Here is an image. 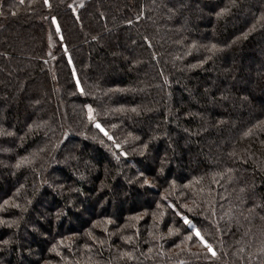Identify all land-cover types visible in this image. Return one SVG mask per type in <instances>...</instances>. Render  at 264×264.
Instances as JSON below:
<instances>
[{"label":"trees","instance_id":"1","mask_svg":"<svg viewBox=\"0 0 264 264\" xmlns=\"http://www.w3.org/2000/svg\"><path fill=\"white\" fill-rule=\"evenodd\" d=\"M0 172V264H264V0H0Z\"/></svg>","mask_w":264,"mask_h":264},{"label":"rangeland","instance_id":"2","mask_svg":"<svg viewBox=\"0 0 264 264\" xmlns=\"http://www.w3.org/2000/svg\"><path fill=\"white\" fill-rule=\"evenodd\" d=\"M185 5H190L189 3H186ZM191 8V7H190ZM111 41L113 42V44H115L116 42H115V40L113 39H111ZM120 46L122 47V49L124 48L125 50H131L130 49V46H129V44L127 43V42H125V41H122V43L120 44ZM111 57H113V64L114 65H119L118 63H117V61H116V57L113 55V54H111ZM149 67H147V69H148ZM102 73V72H101ZM95 77H96V79H100V72H95ZM2 88H3V86H2ZM41 90V89H40ZM38 91H39V89H38ZM40 93H41V91H40ZM18 96V95H17ZM17 96H16V98H17ZM49 102H52V104L54 105L55 104V98L53 97V96H51V97H47V95L46 96H44V97H42V101L40 102V106L39 105H37L38 107V109H40L41 111L42 110H45V109H49L48 107H49ZM39 110V111H40ZM55 112V111H54ZM88 113L90 114V111L88 110ZM17 122H19V121H17ZM2 171V170H1ZM1 173V172H0ZM189 224V223H188ZM190 226H192L193 227V225H192V223H190L189 224ZM196 231V230H195Z\"/></svg>","mask_w":264,"mask_h":264},{"label":"snow or ice","instance_id":"3","mask_svg":"<svg viewBox=\"0 0 264 264\" xmlns=\"http://www.w3.org/2000/svg\"><path fill=\"white\" fill-rule=\"evenodd\" d=\"M90 111H91V110H90ZM97 127H99V125H97ZM185 223H189V224H190L191 222L188 221L187 218H185ZM196 235L199 236L200 233L197 231V232H196ZM201 239H203V238L201 237ZM205 243H206V242H205ZM206 246L208 247L209 251L212 252V255L215 256L216 253L212 250L211 245H206Z\"/></svg>","mask_w":264,"mask_h":264}]
</instances>
